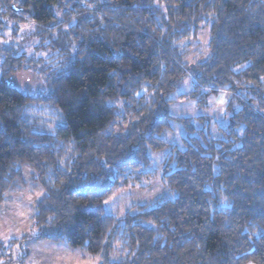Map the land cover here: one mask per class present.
Segmentation results:
<instances>
[{
	"label": "trees",
	"instance_id": "trees-1",
	"mask_svg": "<svg viewBox=\"0 0 264 264\" xmlns=\"http://www.w3.org/2000/svg\"><path fill=\"white\" fill-rule=\"evenodd\" d=\"M29 22L46 61L7 40L13 29L25 44ZM202 27L209 57L188 67L181 43ZM27 75L28 88L15 84ZM188 75L199 104L231 93L218 138L205 117L169 115ZM172 122L180 146L162 139ZM168 150L167 193L108 214ZM25 167L42 194L20 262L43 240L99 264H264V0H0V207ZM0 247L10 263L13 246Z\"/></svg>",
	"mask_w": 264,
	"mask_h": 264
},
{
	"label": "rangeland",
	"instance_id": "rangeland-1",
	"mask_svg": "<svg viewBox=\"0 0 264 264\" xmlns=\"http://www.w3.org/2000/svg\"><path fill=\"white\" fill-rule=\"evenodd\" d=\"M19 25L21 26L20 31L26 32V40L28 39L26 43L20 44L14 41V36H11L13 29L9 30L7 40L13 42L16 48H20L27 55L36 53L39 58L42 57L46 61L52 52L37 49L38 41L32 36L35 31L34 24L29 22ZM209 39L208 30L202 27L198 36L190 37L181 43V49L187 51L184 62L188 67L201 63L209 57ZM12 79L13 77L10 78V80ZM28 79H30L29 75L22 76L20 80L15 81V84L28 88L25 84L30 83ZM194 91V80L192 76L188 75L178 84L176 91L170 95L173 102L169 105V115L172 118L195 119L205 117L206 120L201 122L203 128L208 129L212 137L218 138L220 135L219 128L226 127L230 121L227 105L231 99V93L226 88L217 89L207 95L205 103L199 104L198 99L201 97L199 94L193 96ZM183 136H185V131L182 125L172 122L170 128L163 132L162 139L171 145L180 146ZM170 154L169 150L152 153L151 175L141 184L132 182L122 184L106 201V212L122 217L132 206L149 204L157 197L167 193L168 190L163 183L164 165L162 162ZM24 174L25 186L18 187L16 191L9 194L6 203L0 207V244H4L5 252L8 246H13V257L16 258L22 254V250L17 247L26 245L22 240L23 237H31L36 233L33 218L36 214V201L42 194L40 186L32 180V170L25 167ZM140 186L144 188L140 189ZM3 250L0 247V251Z\"/></svg>",
	"mask_w": 264,
	"mask_h": 264
},
{
	"label": "crops",
	"instance_id": "crops-1",
	"mask_svg": "<svg viewBox=\"0 0 264 264\" xmlns=\"http://www.w3.org/2000/svg\"><path fill=\"white\" fill-rule=\"evenodd\" d=\"M28 255L23 262L20 257H13L6 264H99L98 258H93L80 249H72L66 244L50 241H34L30 244ZM22 257V256H21Z\"/></svg>",
	"mask_w": 264,
	"mask_h": 264
}]
</instances>
